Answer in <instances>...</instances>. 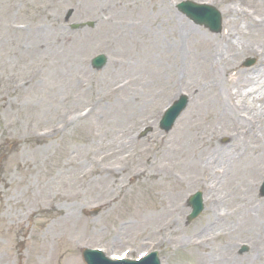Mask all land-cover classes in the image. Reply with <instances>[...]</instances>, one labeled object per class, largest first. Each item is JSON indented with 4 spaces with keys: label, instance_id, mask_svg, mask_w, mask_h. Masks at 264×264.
I'll use <instances>...</instances> for the list:
<instances>
[{
    "label": "rangeland",
    "instance_id": "374dc122",
    "mask_svg": "<svg viewBox=\"0 0 264 264\" xmlns=\"http://www.w3.org/2000/svg\"><path fill=\"white\" fill-rule=\"evenodd\" d=\"M180 1L165 7L162 0H0V264H85L87 246L129 258L158 250L162 264H196L197 254L205 264H264V160L259 175L250 169L262 151L240 155L214 181L198 162L189 165L190 142L182 134L195 121L190 109L202 107L193 85L211 51L203 41L226 44L225 0H192L222 12L220 33L179 12ZM231 1L238 10L233 33L241 30L236 37L264 43V0ZM84 21L95 25L70 28ZM101 53L108 62L96 70L91 60ZM248 58L252 66H245ZM236 62L233 73L264 74L260 54L245 51ZM239 82V91L248 88ZM182 93L189 105L164 132L162 114ZM203 109L207 120L192 130L198 141L214 122L208 99ZM239 113L256 116L244 105ZM243 120L241 127L253 123L262 140V122ZM234 125L212 141L239 150ZM195 146L199 157L203 148ZM211 150L201 153L212 158ZM147 157L150 172L136 175ZM218 159H210L213 167L223 166ZM247 179L256 180L262 207L254 203L252 212L260 211V220L243 213ZM205 182L218 185L214 202ZM196 191L203 192L205 209L188 222V199ZM197 239L199 246L192 243ZM243 244L249 250L240 253Z\"/></svg>",
    "mask_w": 264,
    "mask_h": 264
},
{
    "label": "bare ground",
    "instance_id": "6f19581e",
    "mask_svg": "<svg viewBox=\"0 0 264 264\" xmlns=\"http://www.w3.org/2000/svg\"><path fill=\"white\" fill-rule=\"evenodd\" d=\"M169 0H162V3L167 7ZM225 12L228 14L229 18L227 20V23L229 24L228 30L224 34V38L226 41V44H224L222 41H215L211 39H205L203 42L206 44V46H209L211 48V51L207 54L205 57V62L203 63L204 67L202 68V71L200 73V77L197 79V82L193 85V89L196 92L197 101H201L202 107L200 109H190L188 117L189 119L195 118V121L192 125L190 123H186L184 125V129L182 131L183 136L186 138L188 142H190L187 146L189 147L192 155V159L189 161V165L192 166L194 163L198 162L199 167L201 168L202 172L210 171L213 175L214 181L220 179L222 180V177L227 172V169L229 168H235V166L238 163V158L240 155L245 156V154H249V156L253 152L262 151V155H258L256 157V162L252 165L250 168L252 170V173L257 172L259 175L260 169H261V163L264 160V136L263 138L260 137L262 140L258 141L256 137L260 135L259 133L255 132L256 128L253 126V123L250 121H254L255 123L262 122L264 125V74H260L259 77L256 79V75L249 74L247 72H235L236 71V59L237 57L245 52L250 51L255 54H260L263 61L264 66V43L259 45H254L252 43H246L241 42L236 35L241 32V30L238 31V33L234 34V29L232 28L234 25V19L238 16V10L236 8V4L234 1L231 0H225ZM176 26H179L178 22ZM185 28V27H183ZM186 29H184L185 33ZM222 46V47H221ZM204 53H200L198 55H193V61L196 58H200ZM189 55H186V52L183 53L184 60H187V57ZM176 62L178 63L177 59ZM180 62V60H179ZM264 68V67H263ZM225 74V88H219V80L220 78ZM257 74V75H258ZM227 75V76H226ZM211 77L212 81L215 83L211 84V82L205 81L204 78ZM263 78V79H262ZM260 79V81H259ZM240 80H246L249 84L248 88L244 91L238 90L242 83H240ZM230 85H236V89H229ZM213 89H209L212 88ZM241 89V88H240ZM214 90V92L212 91ZM214 94L212 97L211 95ZM208 99V103L211 104L212 110L210 111L211 119L214 122L210 125V127H204L203 130L199 132V138L200 141H198L192 133V130L198 129L202 127L203 120H207L204 116L206 115L207 111H204V100ZM235 99H237V102H235ZM196 103V102H195ZM247 106L252 112V117L245 118L239 113L241 110V106ZM244 113V112H242ZM207 114V118H208ZM241 117V119L239 118ZM188 119V122H189ZM199 119H202L199 121ZM248 120V122L251 123V125L243 128L241 125L243 124L244 120ZM235 124V125H234ZM190 125V126H189ZM234 125V128L231 132L232 134L235 133V142L237 143V146H239V151L236 146H230V147H218L212 140L216 133H218V130H221V132L225 131V134L227 130ZM205 126V125H204ZM264 131V128L262 129ZM196 134V131H194ZM190 135V136H188ZM263 135V134H262ZM198 141V142H197ZM196 143H200L203 150L201 151L203 154L206 151L208 147L212 148V158H208L204 156L201 152L199 157L197 156V146H195ZM216 158L219 156V159L221 164L223 166L221 167H213L212 160L215 156ZM201 157V158H200ZM150 157H147L145 159L144 165H138L136 167V175L144 176L147 173L150 172L151 165L153 164V161H151V165H147L146 162H149ZM215 160V159H214ZM217 163L216 161H213ZM219 162V161H218ZM221 168L225 171L222 174ZM124 170V169H123ZM256 180L250 181L246 180L243 182V185L246 184V188L243 191L242 186L241 190L244 192L243 197L246 198V200H249L248 203L242 205L245 209L243 213L246 214L247 220H260L262 218V214L260 211L256 213L254 210L252 212L253 204L256 203L257 207L260 209L262 207V202L258 204V200L256 198ZM205 187L209 190V201L214 202V197L217 196L215 193L218 189L217 186H212L211 183L205 182ZM239 187V188H240ZM225 198V196H223ZM240 197V196H238ZM216 198V197H215ZM241 198V197H240ZM179 207H175L174 210L178 211ZM225 210V209H223ZM215 212H221L219 209ZM229 217V216H228ZM158 233L163 234V232L158 230ZM159 235V234H158ZM201 240H193V245L199 246ZM207 257V255H206ZM196 258V264H205V257L202 255L197 254L195 256Z\"/></svg>",
    "mask_w": 264,
    "mask_h": 264
},
{
    "label": "water",
    "instance_id": "95a60500",
    "mask_svg": "<svg viewBox=\"0 0 264 264\" xmlns=\"http://www.w3.org/2000/svg\"><path fill=\"white\" fill-rule=\"evenodd\" d=\"M179 9L186 13L190 18L196 21L198 24H204L214 32H219L221 30V14L213 6H200L191 1H186L179 4ZM93 24V23H89ZM85 24H74L73 28L83 27ZM106 63V57L104 55H99L93 59V65L97 68H101ZM251 63V62H250ZM187 103L186 97H181L173 107H171L161 121V127L163 129L169 130L176 120L177 116L183 110ZM262 192L264 194V184L262 187ZM191 205L193 211L189 216V220L197 217L198 214L203 209L202 203V194H195L191 200ZM85 260L88 264H159V261L156 259V255L152 254L147 258L139 262L127 261V260H118L111 261L104 256L103 253L99 251L88 250L84 254Z\"/></svg>",
    "mask_w": 264,
    "mask_h": 264
}]
</instances>
